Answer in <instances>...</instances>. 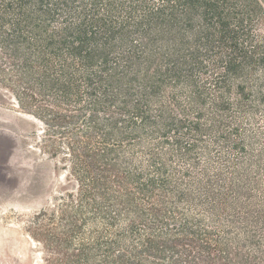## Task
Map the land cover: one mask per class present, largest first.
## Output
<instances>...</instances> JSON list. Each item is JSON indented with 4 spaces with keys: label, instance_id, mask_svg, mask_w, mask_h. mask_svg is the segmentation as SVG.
Wrapping results in <instances>:
<instances>
[{
    "label": "trees",
    "instance_id": "trees-1",
    "mask_svg": "<svg viewBox=\"0 0 264 264\" xmlns=\"http://www.w3.org/2000/svg\"><path fill=\"white\" fill-rule=\"evenodd\" d=\"M0 87L71 184L48 264H264V0H0Z\"/></svg>",
    "mask_w": 264,
    "mask_h": 264
},
{
    "label": "rangeland",
    "instance_id": "rangeland-1",
    "mask_svg": "<svg viewBox=\"0 0 264 264\" xmlns=\"http://www.w3.org/2000/svg\"><path fill=\"white\" fill-rule=\"evenodd\" d=\"M22 113L0 87V264H48L30 231L36 215L71 184L67 171L41 149L43 123Z\"/></svg>",
    "mask_w": 264,
    "mask_h": 264
},
{
    "label": "water",
    "instance_id": "water-1",
    "mask_svg": "<svg viewBox=\"0 0 264 264\" xmlns=\"http://www.w3.org/2000/svg\"><path fill=\"white\" fill-rule=\"evenodd\" d=\"M23 116L27 117V118H33V116L30 113H22Z\"/></svg>",
    "mask_w": 264,
    "mask_h": 264
}]
</instances>
